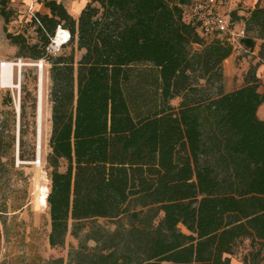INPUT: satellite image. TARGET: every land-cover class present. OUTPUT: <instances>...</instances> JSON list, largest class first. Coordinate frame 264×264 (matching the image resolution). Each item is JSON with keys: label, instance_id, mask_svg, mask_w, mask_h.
<instances>
[{"label": "trees", "instance_id": "1", "mask_svg": "<svg viewBox=\"0 0 264 264\" xmlns=\"http://www.w3.org/2000/svg\"><path fill=\"white\" fill-rule=\"evenodd\" d=\"M39 2L50 15L29 21L42 46L8 34L19 55L41 60L59 26L71 33L65 48L85 50L77 72L73 53L50 58V246L65 245L70 222L79 238L84 222L115 219L114 232L87 233L95 246L81 243L68 264H263L264 6L233 13L242 44L262 43L244 85L226 93L233 45L207 42L179 0H93L77 20ZM10 3L0 0L6 23Z\"/></svg>", "mask_w": 264, "mask_h": 264}, {"label": "rangeland", "instance_id": "2", "mask_svg": "<svg viewBox=\"0 0 264 264\" xmlns=\"http://www.w3.org/2000/svg\"><path fill=\"white\" fill-rule=\"evenodd\" d=\"M10 7L13 12L8 23L0 15V63H18L22 60L23 65L15 71V85L19 88L12 87L0 91V227L2 232L0 264H50L57 259H63L64 264H68L70 252L78 249L81 243L84 242L88 247L95 246L93 241H85L87 233L99 227L106 232H114L118 221L115 219L86 221L83 223V231L79 238L72 234L73 222H70L65 245L58 248L50 246V208L42 207L39 197L44 187L49 193L51 188L52 170L48 166L47 157L51 152L50 139L53 126L51 102L53 60L49 59L41 74L39 68L35 67L34 61L25 60L26 57L19 55L20 48L7 38L8 34L22 35L30 45L42 46V40L37 27L29 21L28 12L12 2ZM240 10L241 14L238 13ZM225 11L232 31L237 32L245 28L242 22L233 21V13L237 12L239 16H246L248 11L231 8H225ZM188 13L190 15L189 8ZM229 36L230 33L224 35L226 39ZM242 41L239 40V44H242ZM261 43V40L257 41V56ZM235 45L237 46V43ZM196 48L199 49L198 46ZM71 53L74 54L77 72L85 50H80L76 44H73L63 49L60 56H69ZM235 54V66L240 70L243 68L248 70V63L253 64L256 60L254 56L243 50L237 49ZM226 68L225 91L229 84L231 88L238 86L237 74L233 73L231 66ZM40 78L43 79L42 83ZM41 86H43V120L39 159L38 104ZM181 101L182 98L179 97L171 104L178 109ZM21 155L24 159L20 157ZM66 170L67 162L62 161L60 171ZM162 217L163 214L159 216L158 221ZM180 227L186 232L182 226Z\"/></svg>", "mask_w": 264, "mask_h": 264}, {"label": "built area", "instance_id": "3", "mask_svg": "<svg viewBox=\"0 0 264 264\" xmlns=\"http://www.w3.org/2000/svg\"><path fill=\"white\" fill-rule=\"evenodd\" d=\"M227 1L228 0H190V17L198 25L201 35L205 39L209 40V42L214 40L227 41L234 47L236 43L237 45L239 44V40H243L246 37V31L245 28L237 32L231 30L232 27L228 22V16L225 11ZM27 12L30 19L32 18L38 21L36 12L32 7H29ZM229 33L230 36L226 39L224 35ZM71 39L72 37L69 30H66L61 26L57 28L54 36L50 38V42L45 49L44 57L41 60L33 62L35 67L39 68L41 74L43 72L44 65L49 61V59L59 56L63 52V49L71 42ZM22 62L23 61L20 60L18 63H13L14 67L11 83H14L13 85L15 88H19V86L15 85V71L16 68L22 67ZM7 64V62H1L0 71L4 69ZM40 83H42V78H40ZM10 88L12 87L4 84L0 74V91Z\"/></svg>", "mask_w": 264, "mask_h": 264}, {"label": "crops", "instance_id": "4", "mask_svg": "<svg viewBox=\"0 0 264 264\" xmlns=\"http://www.w3.org/2000/svg\"><path fill=\"white\" fill-rule=\"evenodd\" d=\"M57 1L59 4H62L68 13L75 18L76 20L79 19L82 11L86 8V6L90 3H92L93 0H54ZM13 4L19 5L22 8H24L26 11L29 9V7H32L33 10L36 13H40L41 15H50V10L46 8L42 3L39 2V0H11ZM180 5H182L183 8L188 9L190 0H179ZM257 5L264 6V0H228L225 8H231L233 10L236 9H245L246 11H251L256 8ZM241 10L238 12L241 14ZM247 16V15H246ZM244 27V25H243ZM259 41V40H258ZM239 49L240 51L243 50L245 53H249L252 56L255 57V62L253 64H257L260 62L259 57L257 56L258 52V45L251 51L250 49L246 48L242 44H238L237 46H234V52L233 54L225 61L224 63V77L227 76L226 67L231 66L233 69V73L237 74L238 79L236 80V83L238 84L237 87L231 88L230 84L226 86V93L232 92L234 90H237L241 88L244 85V77L247 73V69L243 68L242 70L236 68L235 59L236 54L235 51ZM250 50V51H249ZM248 67H250V64L248 63ZM226 72V73H225ZM258 77L262 80L264 90V64H261L258 68ZM235 76V75H233ZM258 117L261 120H264V104L260 106L258 109ZM231 260V264H243L242 259L240 256H229ZM264 264V263H263Z\"/></svg>", "mask_w": 264, "mask_h": 264}, {"label": "bare ground", "instance_id": "5", "mask_svg": "<svg viewBox=\"0 0 264 264\" xmlns=\"http://www.w3.org/2000/svg\"><path fill=\"white\" fill-rule=\"evenodd\" d=\"M13 67H14L13 63H8L6 65V67L0 71V74H1V77L3 79L4 84L9 85L11 87H15L13 85L14 83H11L12 76H13ZM42 87L43 86H41V90H40V94H39V104H38V126H39V155L38 156H39V159H40V155H41V152H40V149H41V133H42L41 128H42V120H43V91H42ZM48 195H49V191L47 188L44 187L42 189V193L39 197V203L42 207L48 208V202H47Z\"/></svg>", "mask_w": 264, "mask_h": 264}]
</instances>
